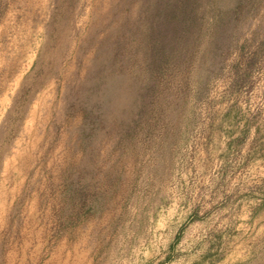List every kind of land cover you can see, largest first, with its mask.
<instances>
[{
	"label": "rangeland",
	"instance_id": "1",
	"mask_svg": "<svg viewBox=\"0 0 264 264\" xmlns=\"http://www.w3.org/2000/svg\"><path fill=\"white\" fill-rule=\"evenodd\" d=\"M127 3L0 0V224L31 264H264V39L239 37L216 76L180 43L160 65L166 23L135 27ZM113 72L135 107L86 138L91 87ZM70 97L98 163L79 211L57 170Z\"/></svg>",
	"mask_w": 264,
	"mask_h": 264
},
{
	"label": "clouds",
	"instance_id": "2",
	"mask_svg": "<svg viewBox=\"0 0 264 264\" xmlns=\"http://www.w3.org/2000/svg\"><path fill=\"white\" fill-rule=\"evenodd\" d=\"M126 7L129 10L139 8L135 16L130 11L132 23L137 28L156 30L162 21L168 23L170 36L183 46L189 67L191 59L199 57L202 69L211 76H216L226 61L231 63V59L235 58L239 37L258 36L264 39V0H240L239 6L223 13L220 9L225 5L219 0H128ZM187 75L186 68L185 86ZM245 75L246 70L243 67L236 70L235 79L238 85L243 83ZM228 83L229 80L225 78V86ZM261 85L264 86V80ZM134 88L135 85L126 76L115 72L94 82L87 103L95 115L86 121L87 132H84L85 126L78 125L72 98H69L65 123L69 139L60 151L57 170L60 167L66 170L62 177L63 185L74 211L82 210L86 206L88 186L92 181L91 169L98 166L91 147L86 142L77 140L76 134L84 132L87 138L96 131L97 125L103 128L106 122L111 123L112 131L108 132L109 136L113 131H118L121 121L135 107ZM11 116L12 113L3 118L5 125L9 123ZM8 148L10 143L5 141L4 150L7 151ZM131 175V172L125 173V178L130 179ZM56 183L59 184L60 181L57 180ZM57 196L59 197V191ZM95 243L98 242L94 241V246ZM29 251L31 249L27 244L18 245L14 241V233L10 232L7 223L0 224V264H25L26 260L31 264L30 257L25 254ZM100 264H106L104 256L100 257Z\"/></svg>",
	"mask_w": 264,
	"mask_h": 264
},
{
	"label": "trees",
	"instance_id": "3",
	"mask_svg": "<svg viewBox=\"0 0 264 264\" xmlns=\"http://www.w3.org/2000/svg\"><path fill=\"white\" fill-rule=\"evenodd\" d=\"M228 2V4H226V2ZM231 1L233 0H219V2L223 3L225 5L224 8L220 9V12L223 13L224 11L229 10L232 6L231 4H229ZM233 8V7H232ZM209 23H211V19L209 18ZM166 31L170 34V26L168 23H166ZM163 32V30H162ZM171 39H173L172 41H167L163 38L161 31L159 30L156 33V38L154 40V46L152 48H154V52L152 53V55L154 54L155 56H158L159 59H154L153 63H156L158 61V63L160 65H162V63H166V61L168 60V56L166 55V50L170 49V46H173V43H176V45L179 44V42L175 41L174 38L172 36H170ZM157 60V61H156ZM201 76L198 77V79H200Z\"/></svg>",
	"mask_w": 264,
	"mask_h": 264
}]
</instances>
